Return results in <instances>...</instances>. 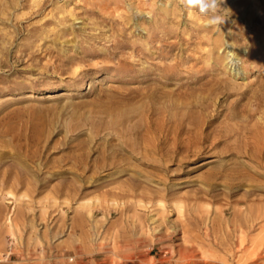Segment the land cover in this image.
<instances>
[{"label": "rangeland", "instance_id": "obj_1", "mask_svg": "<svg viewBox=\"0 0 264 264\" xmlns=\"http://www.w3.org/2000/svg\"><path fill=\"white\" fill-rule=\"evenodd\" d=\"M0 1V264H264V0Z\"/></svg>", "mask_w": 264, "mask_h": 264}, {"label": "clouds", "instance_id": "obj_2", "mask_svg": "<svg viewBox=\"0 0 264 264\" xmlns=\"http://www.w3.org/2000/svg\"><path fill=\"white\" fill-rule=\"evenodd\" d=\"M179 5L186 13L204 18L206 27L219 28L230 15V9L225 6V0H179ZM228 54L233 61L238 57L231 50H228Z\"/></svg>", "mask_w": 264, "mask_h": 264}, {"label": "bare ground", "instance_id": "obj_3", "mask_svg": "<svg viewBox=\"0 0 264 264\" xmlns=\"http://www.w3.org/2000/svg\"><path fill=\"white\" fill-rule=\"evenodd\" d=\"M9 2V1H8ZM11 2V1H10ZM16 3V2H15ZM0 5H2L1 7H3L2 9H5V6H4V4L0 1ZM8 4H6V6H7ZM9 7V6H8ZM225 36V35H224ZM202 39V38H201ZM220 40V39H219ZM222 42V41H221ZM235 44V43H234ZM218 47V46H217ZM200 59V58H199ZM59 95V94H58ZM262 136V135H261ZM258 141V140H257ZM259 143V142H258ZM257 143V144H258ZM254 146V145H253ZM252 151V150H251ZM250 151V152H251ZM254 151V150H253ZM244 232V231H243ZM244 234V233H243ZM245 239V238H244ZM239 241V240H238ZM248 242V241H247ZM257 244V243H256ZM262 244H264V243H262ZM240 245L242 246V244L240 243ZM258 247V246H257ZM192 248V247H191ZM233 249V248H232ZM246 249V248H245ZM252 249V248H251ZM256 251H254V253H256L257 252V249H255ZM246 251V250H245ZM253 255V254H252ZM243 256H246V255H243ZM255 256V255H254ZM241 258V257H240ZM252 260V259H251ZM207 264V263H206ZM248 264V263H247Z\"/></svg>", "mask_w": 264, "mask_h": 264}]
</instances>
